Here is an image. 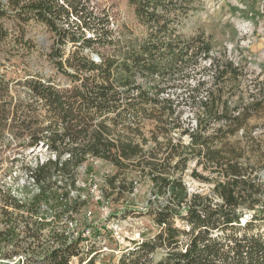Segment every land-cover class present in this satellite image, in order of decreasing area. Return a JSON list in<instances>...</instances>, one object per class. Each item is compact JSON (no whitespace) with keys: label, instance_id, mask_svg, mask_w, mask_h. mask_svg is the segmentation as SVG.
Wrapping results in <instances>:
<instances>
[{"label":"trees","instance_id":"trees-1","mask_svg":"<svg viewBox=\"0 0 264 264\" xmlns=\"http://www.w3.org/2000/svg\"><path fill=\"white\" fill-rule=\"evenodd\" d=\"M127 1L149 31L138 51L121 57L100 52L99 47L112 43L110 22L107 15L96 14L91 0H0V19L39 24L53 33L51 60L72 84L61 88L41 76L19 82L37 110L29 115L23 103L18 105L16 113L24 109L12 122L20 123L23 132H15V138L27 134L31 148L43 145L54 158L25 166L34 193L24 185L20 197L14 180H0V264H72L74 257L81 264H96L95 251L82 256L89 228L78 218L87 202L77 186V170L92 158L123 169L126 161L144 157L138 143L112 138L113 128H139L146 120L160 119V108L177 116L186 109L193 114L195 127L184 132L191 142L184 147L186 154L172 148L169 159L179 158L174 166L170 160L169 167L153 160L142 166L149 169L155 198L147 214L160 229L117 264H264V181L243 167L240 151L230 143L264 110V93L259 89L238 96L233 89L243 83L239 66L216 56L209 37L187 38L180 32L182 18L201 0ZM9 35L0 21V40ZM69 44L66 57L63 48ZM8 105H0L5 129ZM42 109L45 114L38 112ZM192 158L223 170L226 180L216 181L211 195L188 191L182 175ZM11 169L5 167V177ZM193 176L199 177L195 171ZM118 179V174L106 177L111 195L134 192L133 182ZM161 196L165 201L157 205ZM158 249L165 254L154 262L151 256ZM13 257L17 261L9 262Z\"/></svg>","mask_w":264,"mask_h":264},{"label":"rangeland","instance_id":"rangeland-1","mask_svg":"<svg viewBox=\"0 0 264 264\" xmlns=\"http://www.w3.org/2000/svg\"><path fill=\"white\" fill-rule=\"evenodd\" d=\"M90 5L102 19H106L107 15L110 22L112 43L99 47L100 52L122 57L139 50L149 30L139 21L127 0H91ZM194 6H198V9L182 18L180 32L187 38L198 34L209 37L216 56L232 60L239 66L243 83L233 89L238 96L246 97L248 93L257 92L259 89L263 94L264 0H201ZM0 21L10 32L9 37L0 40V105L10 104L8 110L11 114L9 127L5 129L4 114L0 113V180H7L10 184V180H14V193L21 197L20 190L24 185H29V192L36 191L27 182L31 179L26 176L25 166L28 164L36 167L49 157L54 158V154H50L43 145L31 148L27 134L22 138H15V132H23L20 123L12 122L24 109L20 108L16 113L18 105L23 103L29 115L37 110L26 87L19 82L41 76L45 80L50 79L60 84L61 88L71 87L72 84L51 60L50 53L53 51L55 39L47 27L34 23L21 26L13 18ZM22 34L25 40L22 39ZM99 42L105 43L103 39ZM63 49L67 57L72 45H66ZM91 53L96 54L93 51ZM202 96H207V92L204 91ZM26 104H33V107L29 108ZM38 112L45 114L43 109ZM158 115L160 119L146 120L136 129L130 126L113 128L112 138L138 143L145 153L144 157L126 161L123 169L98 159H90L83 167L78 168L77 186L83 189L80 192L87 202L78 218L84 223L83 226L87 225L89 228L84 235L87 241L83 258L90 249L97 253L96 264H117L119 258L136 243L152 238L159 231L153 217L147 214L149 200L155 198L149 169L143 170L142 166L151 160L167 167L174 166L179 158L176 155L169 159L175 150L172 148H177L178 152H186L184 147L190 144L191 138L184 132L195 127V123L193 114L187 109L183 115L177 116L170 109L160 108ZM249 123V129L246 132L240 130L230 139V143L240 151L243 167L264 181V110L253 116ZM192 154L195 152L191 156ZM7 166L12 168L9 170L12 175L5 177L4 169ZM186 168L182 177L190 193L211 195L214 183L226 180L221 168L207 163L204 159L198 163V159L192 158ZM193 171L199 177H194ZM115 174L119 175L118 180L133 182L134 192L126 193L122 198L117 194L111 195L110 189L105 187V180ZM180 175V168H176L175 176ZM204 178L210 181L204 182ZM164 201L165 197L161 196L156 204L160 205ZM177 224L180 222L177 221ZM5 251L8 252V249ZM164 254V250L158 249L152 254V261H158ZM17 258L13 257L9 262L14 263ZM72 264H81L80 258L74 257Z\"/></svg>","mask_w":264,"mask_h":264},{"label":"built area","instance_id":"built-area-1","mask_svg":"<svg viewBox=\"0 0 264 264\" xmlns=\"http://www.w3.org/2000/svg\"><path fill=\"white\" fill-rule=\"evenodd\" d=\"M93 159V158H92Z\"/></svg>","mask_w":264,"mask_h":264}]
</instances>
